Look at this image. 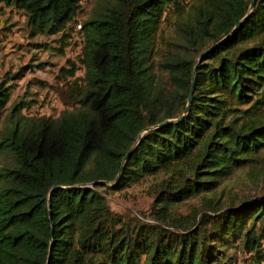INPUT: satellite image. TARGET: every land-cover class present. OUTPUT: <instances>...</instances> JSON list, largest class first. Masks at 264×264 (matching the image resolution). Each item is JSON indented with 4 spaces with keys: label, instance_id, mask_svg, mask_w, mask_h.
<instances>
[{
    "label": "trees",
    "instance_id": "trees-1",
    "mask_svg": "<svg viewBox=\"0 0 264 264\" xmlns=\"http://www.w3.org/2000/svg\"><path fill=\"white\" fill-rule=\"evenodd\" d=\"M81 1L0 5L55 34ZM250 2L201 0L185 49L212 48L198 61L167 52L155 66L156 34L179 0H105L80 25L79 107L55 119L7 106L0 83V264H218L229 248L264 260V195L210 207L196 226L174 218L189 197L262 160L264 121L248 118L264 103V0ZM161 173L153 223L110 209L108 190Z\"/></svg>",
    "mask_w": 264,
    "mask_h": 264
},
{
    "label": "rangeland",
    "instance_id": "rangeland-1",
    "mask_svg": "<svg viewBox=\"0 0 264 264\" xmlns=\"http://www.w3.org/2000/svg\"><path fill=\"white\" fill-rule=\"evenodd\" d=\"M104 1L82 0L64 29L55 34L37 33L22 12L0 5V83L9 88L7 106L21 104V112L26 116L52 119L63 111L79 107L76 102L85 87L81 63L83 33L79 25ZM200 1L179 0V8L169 10L155 38L151 55L155 66L167 52L172 51L196 56V61L199 60L202 52L185 49L183 35L189 30L194 8ZM71 72H74L72 76ZM237 108L250 109L248 104L238 105ZM236 114L243 116L242 112ZM249 114V120L264 121V103L252 107ZM240 123L242 121H238L237 125ZM167 179L162 173L145 177L121 190H108L105 197L114 212L153 223L154 200L160 185ZM261 195H264V154L258 163L237 169L223 179L215 191L197 193L177 205L175 223L196 226L197 222L207 219L204 215L212 216L216 212L210 207L224 209ZM227 256L230 259L218 264H256L251 254L241 249L229 248ZM259 264H264V260Z\"/></svg>",
    "mask_w": 264,
    "mask_h": 264
},
{
    "label": "water",
    "instance_id": "water-1",
    "mask_svg": "<svg viewBox=\"0 0 264 264\" xmlns=\"http://www.w3.org/2000/svg\"><path fill=\"white\" fill-rule=\"evenodd\" d=\"M254 3H255V0H251L250 5H249V8H250V9L254 6ZM238 26H239V23L236 24L235 28L238 27ZM211 48H212V47H211ZM211 48H209L208 50H210ZM208 50H205V51H203V52L200 54V56H199V60L202 59V56H203ZM192 93H193V89H192V87H191V88H190V93H189V95H188V99H187V104H186V106H185V108H184L183 114H185V113L189 110V106H190L191 99H192ZM183 114H182L180 117H178L177 120L182 119ZM162 124H163V123H162ZM160 125H161V124H160ZM139 136H140V135H139ZM125 157H126V156H125ZM96 183H97V182L90 183L89 185H90V186H93V185L96 184ZM100 183H104V182H100Z\"/></svg>",
    "mask_w": 264,
    "mask_h": 264
},
{
    "label": "built area",
    "instance_id": "built-area-1",
    "mask_svg": "<svg viewBox=\"0 0 264 264\" xmlns=\"http://www.w3.org/2000/svg\"><path fill=\"white\" fill-rule=\"evenodd\" d=\"M79 28H80V25H79Z\"/></svg>",
    "mask_w": 264,
    "mask_h": 264
}]
</instances>
